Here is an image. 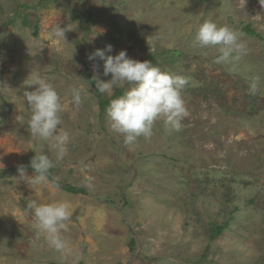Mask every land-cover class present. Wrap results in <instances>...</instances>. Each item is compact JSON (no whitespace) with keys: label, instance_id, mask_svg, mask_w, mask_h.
Wrapping results in <instances>:
<instances>
[{"label":"rangeland","instance_id":"1","mask_svg":"<svg viewBox=\"0 0 264 264\" xmlns=\"http://www.w3.org/2000/svg\"><path fill=\"white\" fill-rule=\"evenodd\" d=\"M205 21L240 34L238 61L217 64L216 48L193 45ZM106 45L188 80L179 131L157 121L126 145L110 130L99 103L126 88L101 94L85 71L111 78L87 59ZM36 77L63 106V160L28 128ZM40 154L54 163L48 182L21 180L18 166ZM31 201L69 205L63 236L79 264H264V0H0V264H73L35 226Z\"/></svg>","mask_w":264,"mask_h":264},{"label":"clouds","instance_id":"2","mask_svg":"<svg viewBox=\"0 0 264 264\" xmlns=\"http://www.w3.org/2000/svg\"><path fill=\"white\" fill-rule=\"evenodd\" d=\"M64 31L58 26L53 35L65 41ZM192 43L200 49L216 48L219 53L215 58L217 64L238 61L245 52L238 32L228 26L219 27L211 21L199 26ZM112 50L111 45H106L104 49H96L87 56L89 61H103V75H111L107 82L102 81L99 78V65H93L96 74L92 80L97 92L111 96L115 89L126 88L122 95L110 101L106 109L110 130L122 136L126 145H133L141 136L150 138L157 121H163L169 131H179L181 121L189 115L181 95L188 80L161 71L150 61L131 59L126 50H121L115 56L107 55ZM27 86H35L34 91L24 93V100L31 112L28 121L30 134L33 139L48 141L56 152V160H63L70 138L59 127L62 123L59 113L63 111L60 97L50 83L38 77L33 78ZM256 90L257 83L253 82L250 92L254 94ZM73 103L78 109L81 103L79 93L74 94ZM16 119L22 120L23 117L18 115ZM30 167L35 175L27 177L25 167L18 166L20 179L40 185L48 182L54 163L47 154H40L32 158ZM27 207L30 211L34 210L35 226L45 234L49 246L57 253L73 256V264H79L82 257L73 255L71 242L63 236L67 230L66 222L71 216L69 205L65 202L38 204L31 201Z\"/></svg>","mask_w":264,"mask_h":264},{"label":"trees","instance_id":"3","mask_svg":"<svg viewBox=\"0 0 264 264\" xmlns=\"http://www.w3.org/2000/svg\"><path fill=\"white\" fill-rule=\"evenodd\" d=\"M33 28L36 30L37 29V24H33ZM246 32H248L249 34H252V31L248 28L245 29ZM85 71H86V77H87V80L88 82L93 85L95 87V82L92 80L91 76H90V73H89V70L87 68H85ZM120 95V92H117L116 94H114L113 97H111L110 99L108 100H102L100 101V109L103 110L105 108V106L109 105L110 101L112 99H115L117 98V96ZM26 170H29V171H32L31 167H30V164L24 166ZM52 184L54 187H58L59 189L63 190V191H66L68 193H72V194H84L85 193V190L84 189H81V188H75L71 185H66V184H63V183H60V182H56V181H52ZM224 228L223 227H220V226H215V227H211L210 228V232H211V238L212 239H215L216 236H220L223 232Z\"/></svg>","mask_w":264,"mask_h":264}]
</instances>
